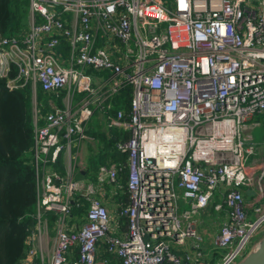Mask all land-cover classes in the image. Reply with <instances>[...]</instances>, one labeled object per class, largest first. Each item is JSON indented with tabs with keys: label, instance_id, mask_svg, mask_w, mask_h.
I'll return each mask as SVG.
<instances>
[{
	"label": "built area",
	"instance_id": "2783aa9c",
	"mask_svg": "<svg viewBox=\"0 0 264 264\" xmlns=\"http://www.w3.org/2000/svg\"><path fill=\"white\" fill-rule=\"evenodd\" d=\"M27 4L25 33L0 38V77L13 67L8 88L29 82L32 97L36 85L63 94L60 107L49 101L42 125L32 103L36 223L21 264H96L99 241L120 264H235L264 227V139L258 153L243 135L257 124L253 116L264 114V0ZM126 87L127 112L104 119L128 133L115 145L126 154L127 192L115 222L99 186L117 182L118 167L100 165L97 185L82 184L73 179V160L92 140L85 134L90 118ZM60 155L61 176L52 167ZM250 185L257 202L248 216L241 188ZM77 195L87 203L79 227L69 222ZM210 204L223 220L207 255L195 216ZM45 212L54 220L44 261L34 241Z\"/></svg>",
	"mask_w": 264,
	"mask_h": 264
},
{
	"label": "trees",
	"instance_id": "16d2710c",
	"mask_svg": "<svg viewBox=\"0 0 264 264\" xmlns=\"http://www.w3.org/2000/svg\"><path fill=\"white\" fill-rule=\"evenodd\" d=\"M27 0H0V38H20L27 29L28 22ZM89 72V71H88ZM102 75V72H93ZM15 76V68H11L6 77H0V264H21L27 248L25 240L33 231L36 220L35 212V181L32 165L33 145V104L36 115L40 116L37 124L42 125V117L50 111L48 101L55 106H61L62 92H44L38 85L34 95L30 83L26 82L17 88H8L5 84L8 78ZM77 98V96H75ZM129 102V88H124L109 99V107L93 114L87 123L85 134L92 138V144H87L84 177L93 181L98 167L114 162L118 167L116 180L119 192L117 200L125 205L127 192L125 188L126 166L125 152L116 149L117 142L127 139L128 133L117 127H104L96 116H113L119 109L127 112ZM94 147V148H92ZM95 149V150H93ZM28 154V156L26 155ZM58 175L64 174L61 156L52 165ZM70 206L69 219L75 224L83 222L86 203L79 197H74ZM81 201V206L76 202ZM217 197L214 198V202ZM213 202V203H214ZM211 204L207 207L209 208ZM206 209V208H205ZM204 209V210H205ZM220 216L221 212H218ZM47 224L52 229L54 214L45 212ZM118 231L125 228V219L118 218ZM121 229V230H120ZM97 250L98 257L108 258L107 264H120L119 260L109 254L105 248ZM76 257L73 251L69 258Z\"/></svg>",
	"mask_w": 264,
	"mask_h": 264
},
{
	"label": "crops",
	"instance_id": "0c3cea01",
	"mask_svg": "<svg viewBox=\"0 0 264 264\" xmlns=\"http://www.w3.org/2000/svg\"><path fill=\"white\" fill-rule=\"evenodd\" d=\"M50 102L53 105H55L52 101H50ZM48 104H49V101H48ZM104 108H106V107H104ZM99 112L100 111H98V113ZM96 117H97V119L99 120L100 123L102 122V128L103 129H104V127H107L105 122H104V119L102 120L101 115H98ZM252 122L253 123L257 122V124L253 125L252 127L258 125V121H254L253 120ZM92 141L93 140L84 141V142H82L79 145V148H77V154L75 155V158L73 160V162H74L73 179L74 180H78L82 184L92 183L94 185H97L96 177H95V179L93 181H87V179H85L84 177L78 176V173H80V175L84 174L85 158H86V156L88 154V152L87 153L85 152L86 155L84 157H82L83 153H84V151H82V150H84V144L86 143L85 147H86V150H87V143H89V144H91V146H93L92 145ZM92 148H94V147H92ZM93 150H95V149H93ZM72 151H75V150L73 149ZM60 156H61V159H62L63 169L65 171L66 159L62 155H60ZM111 163H114V162H110V163H107V164H111ZM117 183L118 182L108 183V182L103 181L100 184V186H99V188L101 189L100 198H102V203L104 204V206L108 210V213L110 214V216L112 218V221L115 220V222H116V218H115L116 217V210L118 208V205L122 204V203H120L117 200L116 193L119 192V189H118L119 187H118ZM241 189H242L241 192H242V198H243L245 210H246L248 216H251L252 215L253 206H255L256 202H257L256 198H255V190H254L252 185L242 187ZM95 196H97V195H95ZM76 197H79L81 200H83L85 202V200L80 195H77ZM97 197H99V196H97ZM77 202L79 203V206H81V204H82L81 201H77ZM258 203H260V205L264 206V197L262 199H259ZM86 208H87V203H86ZM85 212H86V209H85ZM41 218H42L41 224H43L45 226V228H43L42 235H41L40 239L34 241V245H35V250H36L37 255L40 256L42 254L45 258H47V255H48V252H49V247L51 246V242H52L53 230L47 224V220H46L47 217L45 216V213L41 216ZM222 220H223L222 215L220 216V214L218 212H214V218H213L212 224L213 225H217V227L214 230H213V227H212L211 231H208L206 227H202L201 228L202 232H201L200 235L201 236H203L204 234L207 235L210 232L211 233L208 236L212 235L217 230V228H218L219 224L222 222ZM84 221H85V215L83 216V222ZM69 222H73V221H71V219H69ZM82 223H80V224H75L74 223V224H75V227H79ZM124 230H125V228L122 231H124ZM207 232H209V233H207ZM97 248H98V252L100 253L101 250L99 248H106V244L104 242H100L99 241L97 243ZM98 256L99 255L96 256V264H107L108 263V260H109L108 258L102 259V258H100ZM103 260H105V263H102Z\"/></svg>",
	"mask_w": 264,
	"mask_h": 264
},
{
	"label": "rangeland",
	"instance_id": "374dc122",
	"mask_svg": "<svg viewBox=\"0 0 264 264\" xmlns=\"http://www.w3.org/2000/svg\"><path fill=\"white\" fill-rule=\"evenodd\" d=\"M28 23V22H27ZM254 121H258V125L257 126H254V127H251L249 129H245V131L243 132V135H249L250 136V140L248 141V143H250L252 141L253 143V147H254V150L255 152L258 151V153L260 152L261 153V146L263 145V139H264V114H259V115H254L253 118H252ZM252 120V121H253ZM249 123V122H248ZM251 134V135H250ZM252 136V137H251ZM89 144V143H87ZM86 143L84 144V153H83V156L84 157L86 154L85 152L87 153V150H86V147H85ZM93 145V144H92ZM28 156V154H26ZM181 207L183 208H187L186 205H181ZM195 218L199 221V224H197V232L198 234H201L202 232V227H206L208 231H211L212 230V227H213V230L217 227V225H213L212 224V221H213V218H214V211L212 209V206H210L209 208H206L205 210L203 211H200L198 213V215L195 216ZM209 233V232H207ZM211 233V232H210ZM209 233V234H210ZM264 233V227L262 228L261 231H259L252 239V242L250 243L249 247L251 246V244L256 240L258 239L262 234ZM209 234L207 235H203V243H202V248H205V253L207 255L210 254V252L212 251V248H214V246L212 245V243H208V239H209ZM207 236V237H206ZM50 249V247H49ZM248 249V248H247ZM218 251H222L220 249H217ZM48 255H49V252H48ZM47 255V256H48ZM42 257V260H46V258L41 254L40 255Z\"/></svg>",
	"mask_w": 264,
	"mask_h": 264
},
{
	"label": "water",
	"instance_id": "95a60500",
	"mask_svg": "<svg viewBox=\"0 0 264 264\" xmlns=\"http://www.w3.org/2000/svg\"><path fill=\"white\" fill-rule=\"evenodd\" d=\"M235 264H264V233L251 244Z\"/></svg>",
	"mask_w": 264,
	"mask_h": 264
}]
</instances>
